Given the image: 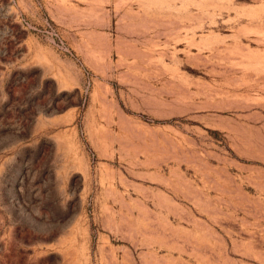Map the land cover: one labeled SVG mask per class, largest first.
<instances>
[{"label":"rangeland","instance_id":"1","mask_svg":"<svg viewBox=\"0 0 264 264\" xmlns=\"http://www.w3.org/2000/svg\"><path fill=\"white\" fill-rule=\"evenodd\" d=\"M0 264H264V0H0Z\"/></svg>","mask_w":264,"mask_h":264}]
</instances>
